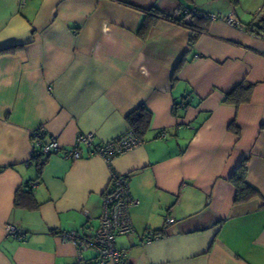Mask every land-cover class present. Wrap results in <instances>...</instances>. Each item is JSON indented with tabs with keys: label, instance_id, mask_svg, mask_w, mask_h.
Instances as JSON below:
<instances>
[{
	"label": "crops",
	"instance_id": "1",
	"mask_svg": "<svg viewBox=\"0 0 264 264\" xmlns=\"http://www.w3.org/2000/svg\"><path fill=\"white\" fill-rule=\"evenodd\" d=\"M22 1L0 0V51L13 48L0 54V264L92 260L61 235H93L111 172L138 202L134 234L116 239L127 264H264V0L254 14L237 13L240 0ZM178 8L221 19L194 18L193 45L188 28L161 19L139 34L144 12ZM231 12L239 28L223 21ZM238 86L247 102L225 103ZM139 108L150 114L143 145L110 166L58 153L37 177L35 130L68 151L79 133L123 135ZM242 164L257 196L237 202L230 178ZM26 183L33 210L14 207Z\"/></svg>",
	"mask_w": 264,
	"mask_h": 264
},
{
	"label": "built area",
	"instance_id": "2",
	"mask_svg": "<svg viewBox=\"0 0 264 264\" xmlns=\"http://www.w3.org/2000/svg\"><path fill=\"white\" fill-rule=\"evenodd\" d=\"M25 0L22 1L24 3ZM174 16H183L184 21L189 23L191 18H205L209 21L220 20L219 15L209 14L190 10L186 8H178L173 13ZM223 21L233 28H239L240 22L231 12L223 18ZM165 135L161 134L163 139ZM143 141L139 139L131 130L123 135L105 143L96 142L92 133H79L76 136L73 146L68 151L61 150V146L56 138L47 136L43 127L38 128L32 133L33 151L39 152L43 158L61 153L64 159L77 161L83 158L82 151H86V156H98L102 158L109 166L111 161L123 154L143 145ZM32 189L35 184L30 185ZM138 205L137 200L131 197L128 189V180L124 176L111 172L110 180L106 191L102 196L101 215L99 218V226L93 232L92 236L80 235L71 231L61 235L63 241L70 242L77 248L78 261L83 262V252H93L94 258L86 261L85 264H127L126 253L116 247V239L120 236H130L134 234L131 225L129 210ZM171 223V220H167ZM5 232L8 237H12L17 241L23 238L19 235L17 229L7 224ZM157 239L150 233L146 236L145 242Z\"/></svg>",
	"mask_w": 264,
	"mask_h": 264
},
{
	"label": "trees",
	"instance_id": "3",
	"mask_svg": "<svg viewBox=\"0 0 264 264\" xmlns=\"http://www.w3.org/2000/svg\"><path fill=\"white\" fill-rule=\"evenodd\" d=\"M189 2H192L193 0H186ZM191 10V9H190ZM144 20L142 22V25L139 29V34L144 35L148 33L149 29L154 25L156 22L155 19H161L170 23H173L175 25H179L185 28H188L190 30V35H189V44L193 45L197 39V35L194 31V18H191L189 23H185L183 16H174L172 15H165L161 14L155 10H152L150 12H144ZM143 13V14H144ZM202 21H208L205 18H197ZM193 20V21H192ZM251 31L252 26L249 27ZM194 31V32H193ZM192 32V33H191ZM12 49H7L0 51V54L6 53V52H11ZM248 86L242 87L238 86L227 94L224 98L225 103L233 104L238 106L239 104L246 103L248 100ZM180 106H183V104H179ZM178 106V105H177ZM149 117L150 114L148 111L145 109L139 108L136 112L132 113L131 115L128 116L127 118V123L129 130H131L139 139H142L143 134L147 130L148 124H149ZM35 168V171L37 173V177L41 176L42 169L45 165V160L43 156L37 152V151H32L31 159L29 161ZM246 175V169L244 167V164L240 166V168L236 171L235 174H233L230 178L231 183L234 185L236 189V200L237 202H244L246 200H249L255 196H257V192L249 186V184L246 181L245 178ZM31 184L26 183L22 188H19V190L15 194V199H14V207L15 208H22L26 210H33L37 208V203L34 200V197L32 195V188L30 187ZM31 188V189H30ZM261 207H264V202H262ZM155 238H161L162 233L161 232H154L152 233ZM127 263V262H126Z\"/></svg>",
	"mask_w": 264,
	"mask_h": 264
},
{
	"label": "rangeland",
	"instance_id": "4",
	"mask_svg": "<svg viewBox=\"0 0 264 264\" xmlns=\"http://www.w3.org/2000/svg\"><path fill=\"white\" fill-rule=\"evenodd\" d=\"M258 2H256V0H240V4L239 5L237 4V7H236V8L240 7V9L236 10V11L239 14L240 13L243 14L244 12H246V13L251 12V14H254L256 12L257 7H260V4H258ZM225 5H226L225 2L220 3V7L222 9H225ZM257 5H259V6H257ZM235 17H236V15H235Z\"/></svg>",
	"mask_w": 264,
	"mask_h": 264
}]
</instances>
